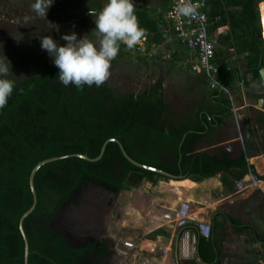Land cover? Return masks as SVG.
Masks as SVG:
<instances>
[{"label": "trees", "instance_id": "trees-1", "mask_svg": "<svg viewBox=\"0 0 264 264\" xmlns=\"http://www.w3.org/2000/svg\"><path fill=\"white\" fill-rule=\"evenodd\" d=\"M211 2L212 17L221 16L220 23L229 26L233 44L238 46L237 53L247 54V70L241 74L238 68L230 66L228 50L217 49L216 62L221 82L228 87L233 78L247 82L249 73L260 76V69L264 67V46L262 27L258 24V0ZM135 14L143 30L154 33L155 41L159 42L166 24L164 19H153L143 8L135 9ZM58 71L51 60L38 68L34 77L25 82L16 81L7 105L0 109V264H24L25 241L20 218L33 203L30 174L41 160L71 154H87L93 158L100 154L106 140L118 137L134 159L173 174H181L186 164H192V170L200 172L202 178L232 169V164L205 154L188 155L196 141L210 133L213 126L219 125L224 115L231 113L233 103L223 89L210 91L214 101L219 103L217 112L200 109L194 119L179 127L170 126L169 132L156 131L149 139L146 130L153 110L144 109L142 117L127 116L128 126L123 132V112L105 105L99 108L101 112H94L88 99L73 95L70 87L59 82ZM163 97V84L159 81L137 99L132 96L127 110L134 111L140 105L149 108L150 105L146 104L150 103L154 108L165 111L167 107ZM250 145L253 146L254 142L247 144L248 153L237 162L242 169L238 179L249 169L253 170L246 158L252 153H264L261 148ZM163 147L169 150L167 154H161ZM146 154L149 155L147 159ZM169 154L174 158L172 165L151 159V156L163 158ZM115 158L117 162L114 163ZM123 163L126 174L122 177L118 167ZM133 171L150 178L157 174L130 162L123 155L119 143L113 140L98 161L74 155L42 166L35 176L38 203L24 221L30 246L29 264H99L100 254L104 252L103 242L76 247L50 224L59 210L82 188L96 184L119 191L126 187L127 174ZM233 222L242 226L235 220ZM242 227L254 229L247 224ZM254 232L264 244V235ZM204 258L207 260L205 255Z\"/></svg>", "mask_w": 264, "mask_h": 264}, {"label": "crops", "instance_id": "crops-1", "mask_svg": "<svg viewBox=\"0 0 264 264\" xmlns=\"http://www.w3.org/2000/svg\"><path fill=\"white\" fill-rule=\"evenodd\" d=\"M170 2L134 0V5L135 9L143 8L158 20L164 19V11ZM103 3L104 0H86L85 5L91 11L101 9ZM165 29L167 24L163 33ZM223 35L222 29L218 46H221ZM230 66L239 68L237 65ZM245 68L247 70V59ZM243 71L240 70V73L244 74ZM245 82H239L238 78L231 80L229 87L236 84V88L232 89L235 94L232 95L231 113L224 115L219 125L213 126L210 133L196 141L188 154H205L232 164L230 171L202 178L200 172L192 170V164H186L183 172L173 178L159 173L152 178L141 174L138 178L140 186L123 194V241L130 239L135 242L133 248L125 247L123 241L118 247L123 255V264H260L264 244L257 239L254 230L264 235V195L255 190L238 193L236 183L248 173L238 179L242 169L237 162L248 153L247 144L254 142L251 147L264 150V129L259 130L255 124L258 118L255 114L258 111L264 114V92L261 82L252 74H247ZM237 85L242 89L245 103L236 100ZM243 85H247L245 89ZM195 86L200 90L202 99L212 104L213 110H205L217 112L219 103L214 101L211 90L205 83H195ZM259 94L262 96L254 105L251 101ZM246 160L259 176L264 177V153H252ZM159 162L172 165L174 158L169 154ZM182 200L190 201L192 215L197 220L211 223L209 237L200 235L196 222L178 226L177 209ZM233 220L242 226L251 225L254 229L239 226Z\"/></svg>", "mask_w": 264, "mask_h": 264}, {"label": "rangeland", "instance_id": "rangeland-1", "mask_svg": "<svg viewBox=\"0 0 264 264\" xmlns=\"http://www.w3.org/2000/svg\"><path fill=\"white\" fill-rule=\"evenodd\" d=\"M32 2L33 0H0V56L4 53L12 62V70L16 75L13 78L19 82H25L34 77L38 68H42L51 61L48 53L41 49L40 37L50 35L64 44L66 41L62 40V36L76 32L79 37L87 35L95 41L94 14L100 10L89 11L85 5L86 0H55L48 11L47 18H44L32 11ZM262 2L264 0L257 2L260 17L258 24L264 32ZM140 27L143 29L142 26ZM222 29L223 41L218 49H227L229 63L237 65L241 71L245 72L247 54L237 53L238 46L233 44L234 39L230 35L229 26L222 24ZM13 36L17 40H22L17 42ZM154 36V33L145 32L140 43L131 50L121 45L118 56L112 61L109 78L104 83L116 95H140L157 82H162L163 99L169 113L165 115V120L161 119L158 122V128L155 130L147 128L146 135L149 139L154 137L152 134L156 131L169 132L170 127L166 125L169 119H171L172 127L175 128L185 124L189 119H194L200 109L213 110L212 104L202 99L200 90L195 86V83H205L207 89L211 90L206 75L192 70L195 55L185 49L170 31L164 32L159 42L155 41ZM262 45L264 46V38ZM254 77L261 82L263 93L264 80L262 81L261 76ZM235 85L234 88H236ZM246 86L243 85L242 88L245 89ZM233 87L228 86L223 89L231 100L232 95L235 94L232 91ZM241 91V87L237 85L236 100L245 103ZM261 96V94L256 95L251 103L255 105ZM234 113L237 112L234 111ZM255 115L258 116L256 126L259 130L264 129V114L258 111ZM167 152L169 150L167 151L166 148L164 150L163 147L161 154H167ZM148 156L146 154V159ZM151 159L160 161L163 158L151 156ZM140 175L139 172H131L127 178V185L122 191H116L115 188L104 185H89L82 188L58 213L54 220V228L56 230L67 228L79 236L92 238L93 242L102 241L103 249H110L111 253L107 257L106 253H101L99 264H123V255L117 250L123 241V194L140 186V179H137ZM250 190L258 191L256 189L247 191ZM69 242L72 245L76 243L73 240Z\"/></svg>", "mask_w": 264, "mask_h": 264}, {"label": "clouds", "instance_id": "clouds-1", "mask_svg": "<svg viewBox=\"0 0 264 264\" xmlns=\"http://www.w3.org/2000/svg\"><path fill=\"white\" fill-rule=\"evenodd\" d=\"M54 3L55 0H33L31 9L37 16L47 18ZM194 12L190 3L178 4L175 9L178 17L191 16ZM94 16L95 41L87 35L79 37L76 32L63 35L64 44L50 35L40 37L41 49L48 53L59 70L58 80L65 87L102 86L109 78L112 61L118 56L120 46L134 49L145 35L135 14L134 0H104ZM15 76L12 62L3 53L0 56V109L7 105L13 94Z\"/></svg>", "mask_w": 264, "mask_h": 264}, {"label": "built area", "instance_id": "built-area-1", "mask_svg": "<svg viewBox=\"0 0 264 264\" xmlns=\"http://www.w3.org/2000/svg\"><path fill=\"white\" fill-rule=\"evenodd\" d=\"M182 3H190L195 9L194 14L176 16V6ZM212 10L211 0H171L163 17L167 24L166 30L174 33L181 45L195 55L192 70L206 75L211 89H226L220 80L219 66L216 62V53L222 34L221 16L212 17ZM236 185L238 193L242 194L249 189H256L264 195V177L259 176L252 169H249L245 178L237 181ZM177 218L178 226L183 227L188 222L193 221L196 222L200 235L204 237L211 235V223L206 220H197L192 215L190 201L182 200L180 202ZM123 244L128 248L135 246V242L130 239L124 240ZM260 264H264V255Z\"/></svg>", "mask_w": 264, "mask_h": 264}, {"label": "flooded vegetation", "instance_id": "flooded-vegetation-1", "mask_svg": "<svg viewBox=\"0 0 264 264\" xmlns=\"http://www.w3.org/2000/svg\"><path fill=\"white\" fill-rule=\"evenodd\" d=\"M70 91L75 96H78L80 98L88 99L89 100V105L93 109L94 112H98V113L101 112V110L99 108L102 105L107 106V108H109V109H115L117 111L120 110V112H123V132L126 131V126H128L127 123H126V117L127 116L134 115L136 118L137 117H142V115L144 114V111H145L144 109L153 110L152 114H150L151 117H149L150 120H151L149 128H150V130H152V129L155 130V128L159 127L158 126L159 125L158 122L161 119L165 120V115L169 113V109L168 108L165 111H160V110L154 108V106H152L150 103L146 104V106L150 105L149 108L148 107L143 108V106L140 105L134 111H132V110L129 111V110H127V105L131 101V97L133 96V97H135L137 99L139 94H134V95H116V94H114V92L109 87H106L105 84H103L100 87H96L95 85L89 87V86L85 85V86H83L82 89L70 86ZM104 113L109 115L107 113V111H104ZM114 116H116V115H114ZM108 117L110 118L111 116L109 115ZM170 120L171 119H169L167 121V124L164 123V122H162V123H164V125L166 124L167 127L169 128L170 126H172V123L170 124ZM107 123H110V121H107ZM113 161H114V163L117 162L116 158L113 159ZM114 166L116 167L117 164H114ZM118 168H119V171H118L119 172V176L123 177V175L126 172L124 163H123V166H119ZM130 174H131V172L127 174V178H128V175H130ZM137 179H138V176H137ZM91 185L99 186V185H96V184H91ZM108 187H110V186H108ZM115 190L118 191L116 188H115ZM122 190H123V188L121 189V191ZM64 206H66V204ZM64 206L59 210L58 213H60L65 208ZM58 213H57L56 217L58 216ZM53 225H54V221L51 222L50 227L53 230L61 233L67 239V241H70V240L76 241V243L74 242L75 243L74 246H76V247H84L85 245H89L90 243H93V239L90 238V237L79 236L76 233H72L67 228H62L61 230H56ZM88 242H90V243L88 244ZM100 242H102V241H100ZM103 253H106V257H107V256L110 255L111 252H110V249H104Z\"/></svg>", "mask_w": 264, "mask_h": 264}, {"label": "water", "instance_id": "water-1", "mask_svg": "<svg viewBox=\"0 0 264 264\" xmlns=\"http://www.w3.org/2000/svg\"><path fill=\"white\" fill-rule=\"evenodd\" d=\"M261 6L264 7V2H262ZM262 17H263V21H264L263 14H262ZM262 34H263V38H264V32H262ZM260 74H261L262 78L264 79V69L263 68L260 69ZM244 111L247 112V109L245 108ZM111 140L116 141V142L119 143V146L121 148L122 153L133 164H135V165H137L139 167L145 168V169L152 170V171H154L156 173H159V174H162V175H165V176H168V177H172L173 178V177L176 176L175 174L170 173V172H168V171H166V170H164L162 168H158V167H155V166H152V165H148V164L142 163V162L137 161L136 159L132 158L129 155V153L127 152V150L125 149L124 145L117 138H110V139L106 140L104 142L103 146H102L100 154L98 156H96V157L92 158V157L88 156L87 154H74V155H77V156L82 157V158H84L86 160H89V161H98L99 159H101L103 157V155H104V153L106 151L107 145H108V143ZM74 155L71 154V155H61V156L50 157V158L41 160L32 169V172L30 174V185H31L32 193H33V203L31 205V207L20 218V229H21V232L23 234L24 241H25L24 264H29V254H30L29 240H28L27 234L25 232L24 221L35 210V208L37 206V203H38V195H37V191H36V188H35V176H36L38 170L42 166H44L45 164L53 162V161H56V160L64 159V158L69 157V156H74Z\"/></svg>", "mask_w": 264, "mask_h": 264}]
</instances>
